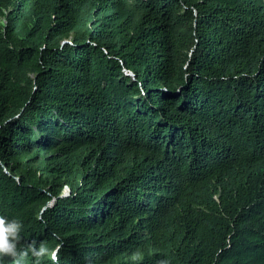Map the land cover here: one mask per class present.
Instances as JSON below:
<instances>
[{"label": "trees", "instance_id": "1", "mask_svg": "<svg viewBox=\"0 0 264 264\" xmlns=\"http://www.w3.org/2000/svg\"><path fill=\"white\" fill-rule=\"evenodd\" d=\"M0 216L23 264H264V0H0Z\"/></svg>", "mask_w": 264, "mask_h": 264}, {"label": "clouds", "instance_id": "2", "mask_svg": "<svg viewBox=\"0 0 264 264\" xmlns=\"http://www.w3.org/2000/svg\"><path fill=\"white\" fill-rule=\"evenodd\" d=\"M20 231L21 224L18 220L13 218L9 221L8 217L0 216V258L12 257L15 259L16 264H23L29 249L18 247L21 240V236L18 234ZM30 250L36 256H42L46 252L44 247L39 249L32 247Z\"/></svg>", "mask_w": 264, "mask_h": 264}, {"label": "rangeland", "instance_id": "3", "mask_svg": "<svg viewBox=\"0 0 264 264\" xmlns=\"http://www.w3.org/2000/svg\"><path fill=\"white\" fill-rule=\"evenodd\" d=\"M64 192H65V194H64V195H66V194H67V190H64Z\"/></svg>", "mask_w": 264, "mask_h": 264}, {"label": "built area", "instance_id": "4", "mask_svg": "<svg viewBox=\"0 0 264 264\" xmlns=\"http://www.w3.org/2000/svg\"><path fill=\"white\" fill-rule=\"evenodd\" d=\"M64 190H67V188H64Z\"/></svg>", "mask_w": 264, "mask_h": 264}, {"label": "water", "instance_id": "5", "mask_svg": "<svg viewBox=\"0 0 264 264\" xmlns=\"http://www.w3.org/2000/svg\"><path fill=\"white\" fill-rule=\"evenodd\" d=\"M64 196V195H63Z\"/></svg>", "mask_w": 264, "mask_h": 264}]
</instances>
